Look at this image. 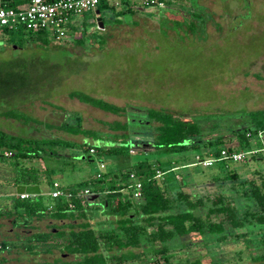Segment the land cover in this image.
<instances>
[{
  "label": "rangeland",
  "instance_id": "obj_1",
  "mask_svg": "<svg viewBox=\"0 0 264 264\" xmlns=\"http://www.w3.org/2000/svg\"><path fill=\"white\" fill-rule=\"evenodd\" d=\"M190 2L170 0L169 6L179 9L170 13L164 11L166 2L157 9L145 6L144 0H135L133 14L124 12L117 17L116 13H101L104 29L97 28L96 9H93L74 17L76 30L69 31L61 42L46 36L47 46L25 35V31L3 37L0 132L28 141H60L59 146L44 148L41 159L47 171L40 176L41 194L49 188L46 182L59 181L64 188H76L83 180H95L99 172H105L107 178L116 174L121 184L128 182L121 179L120 172L142 159L135 150L132 155L107 154L104 150L89 154L90 146L103 148L118 144L122 132L113 133L107 123H131L135 119L137 125L140 120H146L145 111L149 108L163 109L185 119L264 109V0H195L193 5ZM190 21L196 23L194 33L189 32ZM73 91L123 107L125 112L112 115L79 103L69 98ZM11 110L21 112L26 121L6 118L5 112ZM76 116L84 129L93 132L91 136L71 135L46 127L64 121L74 123ZM232 123L237 121L233 119ZM156 126L150 124L148 136V130H142V135H133L136 130H128L127 145L131 148L137 147L132 142L148 145L149 161L166 170L162 176L166 184L182 177L188 184L182 189L185 193H218L234 199L238 207L246 205L241 192L237 193L238 180L220 179L213 183L211 180L230 172L237 173L239 182L257 179L255 169L261 167L263 159L255 161L246 154L247 159L241 162L216 163L208 168L193 166L196 152L188 151L182 156L189 165L170 170L181 164L178 162L181 154L153 149ZM262 137L264 141V134ZM255 142L257 145L252 142L250 148L260 147L259 140ZM248 149L237 150L246 153ZM100 162L105 164V170L99 169ZM259 171L264 175V164ZM102 185H107V181ZM168 193L173 195L175 191L169 189ZM15 196L2 189L0 210L7 209L4 213L7 220L1 231L9 239L6 243L12 258L6 261L0 252V264H80V258L60 252L54 253L55 263L53 257L40 251L31 257L24 248L27 237L23 231H10L19 220L14 212L23 213L22 208L13 210ZM88 202L93 226L100 230L115 227L117 216L110 209L101 208L102 198H88ZM248 238L250 242L245 243V238L228 235L224 241L213 244L191 235L183 239L188 247L172 251L174 256L170 261L180 262L193 253L201 256L203 264H254L252 257L264 253L263 232L254 229ZM185 251L188 254L184 255Z\"/></svg>",
  "mask_w": 264,
  "mask_h": 264
},
{
  "label": "trees",
  "instance_id": "obj_2",
  "mask_svg": "<svg viewBox=\"0 0 264 264\" xmlns=\"http://www.w3.org/2000/svg\"><path fill=\"white\" fill-rule=\"evenodd\" d=\"M5 1L12 7L24 6V3L28 2V0ZM148 1L150 0H144V2ZM157 1L163 4L166 2L165 12L177 13L179 11L169 6L170 0ZM194 2L195 0H192L190 3L193 5ZM117 4H120L119 8L116 7ZM136 6L135 0H119L111 4L101 2L96 11H99V15L116 13V16L120 17L124 12L133 14ZM190 22L189 32L194 33L197 30L196 23ZM76 27L77 24L74 23L67 28V33L75 31ZM24 33L43 45H48V40H46L48 35L44 32L25 31ZM10 34L6 32L5 37ZM69 98L112 115H121L125 112L123 107L81 91L71 92ZM5 117L20 122L26 121L25 116L15 110L5 112ZM145 117V122L157 124L155 140L152 143L153 149L166 154L173 152L181 154L178 158L181 164L173 166L170 170H178L179 167L189 165L184 162V156H182L188 151L196 152L194 158L198 156L202 159L215 160L210 167L216 166V163H237L231 159H221V151H226L229 155L244 154L241 161L247 159L246 154L250 155L252 160L259 161V158L264 160L261 157V152H264L262 137L264 109L238 111L228 115L226 113L196 115L185 119L163 109L149 108L145 111ZM233 119L237 121L236 124L232 123ZM106 126L113 133L122 132L118 138V144L112 143L111 147L103 148L90 146L88 151L94 148L95 154H100V151L104 150L107 154L116 155L125 152L127 155H132L131 153L136 151L142 159L133 162L130 168L120 172L121 179L128 180L125 184L118 182L116 174L107 178L105 172L96 173L95 180L79 182L76 188H64L59 181L46 182L51 190L53 184L57 183L62 192L73 193L75 196L73 195L70 199L48 197V200H51L50 206L54 208L50 210L51 217L57 221H66L68 224L55 234L34 235L33 241L27 242L24 247L29 254L38 253L39 251L34 250L40 244L42 248H45L40 249L41 252L48 253L51 248L57 247L61 254L66 253L80 258V264H203L201 256L193 253H189L185 259H180V262L173 263L170 261L174 256L171 252L188 247L183 239L191 235L200 236L204 238V243L209 241L213 244L224 241L228 235L236 239L245 238V243H249L251 239H247L248 234H251L254 229L262 231L264 236V175H261L259 171L264 161H260L261 167L255 169L259 175L257 179H245L239 182L236 172L225 173L223 178H212V183L220 179L232 180V182L238 180L240 190L237 193L241 192L246 202L245 206L238 207L234 199H228L222 194L185 193L182 189L188 184L183 181L182 177L176 179L173 184H166L162 178L166 170H162L160 166H155L149 161V146L134 142L132 143L137 146L136 148L127 145L129 140L126 132L131 126L130 123L113 122L107 123ZM46 127L71 135L91 136L93 133L81 126L79 116L75 117L74 123L64 121L58 126L47 124ZM256 140H259L258 146L260 147L250 148L252 142L256 143ZM59 144L60 141L57 139L28 141L0 132V198L2 189L8 186L37 185L40 187L41 173L47 171L42 166L41 159L45 154L44 148L46 146L56 147ZM237 149L248 150L243 153ZM256 151L260 154L254 155ZM8 153L10 155H7ZM192 165L200 166L197 162ZM157 173L162 175L157 177ZM106 181L107 185L103 186L102 183ZM136 183L141 186V197L138 199L133 197ZM85 189L96 198H102V209H110L117 216L114 228L100 230L92 225L93 219L90 218V212L87 210L90 207L88 197H76ZM169 189H173L175 193L169 194ZM33 198L21 200L17 197L16 201H13L14 210L22 208L26 217H42L43 206L47 198L41 195ZM69 204L73 207L70 208ZM234 231L241 233L234 234ZM6 244L5 242L0 243L1 250L6 249ZM136 249H141V252L136 253L134 251ZM148 254L152 255L148 256ZM183 254H188V251ZM252 261L254 264L264 263V253L252 257Z\"/></svg>",
  "mask_w": 264,
  "mask_h": 264
},
{
  "label": "built area",
  "instance_id": "obj_3",
  "mask_svg": "<svg viewBox=\"0 0 264 264\" xmlns=\"http://www.w3.org/2000/svg\"><path fill=\"white\" fill-rule=\"evenodd\" d=\"M119 0H28L24 6L12 7L5 0H0V41L5 37V33L14 32H44L54 41L61 42L66 38L67 28L75 23L74 17L80 16L82 13L96 9L101 2L108 4L117 3ZM145 6L161 9L164 4L157 0L144 2ZM96 151L94 148L89 149V154L93 155ZM7 155H10L8 153ZM244 154L233 153L227 154L221 151V159H231L234 162H240ZM195 161L202 167H210L215 160L202 159L195 157ZM105 168L102 162L99 163V169ZM157 173V177L161 176ZM98 177H100L98 175ZM141 186L136 183L133 197L138 199L141 197ZM73 193L62 192L57 183L53 184L49 196L53 199L64 197L70 199ZM92 194L85 189L79 192L76 197H90ZM75 196V195H74ZM21 200L32 197L31 195H18ZM72 208L73 205L69 204ZM0 245V251H1Z\"/></svg>",
  "mask_w": 264,
  "mask_h": 264
},
{
  "label": "crops",
  "instance_id": "obj_4",
  "mask_svg": "<svg viewBox=\"0 0 264 264\" xmlns=\"http://www.w3.org/2000/svg\"><path fill=\"white\" fill-rule=\"evenodd\" d=\"M24 4L26 5L27 1ZM10 120H12V119H10ZM49 125H52V124H49ZM53 126H58V125H53ZM34 139H37V138H34ZM15 188L16 187L8 186L5 189L7 190L8 194H15L16 195L15 198L17 199L18 195L15 192ZM39 189H40L39 195H41L43 198L44 197L47 198L46 199L47 202L45 203L46 208L44 209L42 217H39V216L38 217L37 216L26 217L25 215H22L23 213H21V212L16 213V211L13 209L15 211L14 213L16 214V217L19 218V220H18L19 222L18 221H17L18 223L15 222L16 224H15L14 228L10 229V231L11 232H15L16 230L17 231H23V234L27 237V242L33 241V237L36 234H48V233L55 234L57 231L61 230L63 227H65L68 224V222H66V221H57L51 217L50 210H52V209L54 210V208L52 206H50L51 200H48L49 193L51 191L50 186L47 189V191L43 192L42 194H41V188L40 187H39ZM33 197H36V196L30 197V199H34ZM92 197H95V196L91 195L89 198L91 199ZM6 211H7V209H1L0 210V243H2V242L6 243V241L7 242L9 241L8 238L6 239L4 237L3 232L1 231V229H3L4 221L7 220L4 217V216H7L4 214V213H6ZM18 215H21V216L18 217ZM8 221H11V220L8 219ZM35 246H36V244H35ZM42 247H43L42 245H40V244L38 245V249H45ZM5 250L6 251H0L1 252V258L6 259V261H7V260L12 258L11 254H10L11 250L9 249L8 244H6ZM34 251H37L36 248ZM38 251H40V250H38ZM55 252H59V248L53 247V248H51L50 252H48V253L41 252V253H43V255L51 256V258L53 257L52 263H55L57 261V259L54 256ZM37 254L38 253H36V254L34 253V254H30V255L32 257V256H36ZM8 264H10V263H8Z\"/></svg>",
  "mask_w": 264,
  "mask_h": 264
},
{
  "label": "water",
  "instance_id": "obj_5",
  "mask_svg": "<svg viewBox=\"0 0 264 264\" xmlns=\"http://www.w3.org/2000/svg\"><path fill=\"white\" fill-rule=\"evenodd\" d=\"M95 14L97 15L95 22L97 24V28L98 29H103V22H102V18L99 16V11H95ZM15 192L17 195H21V194H27V195H31V196H37L40 194V189L39 186L34 185H18L15 188Z\"/></svg>",
  "mask_w": 264,
  "mask_h": 264
},
{
  "label": "flooded vegetation",
  "instance_id": "obj_6",
  "mask_svg": "<svg viewBox=\"0 0 264 264\" xmlns=\"http://www.w3.org/2000/svg\"><path fill=\"white\" fill-rule=\"evenodd\" d=\"M134 120L135 119H131V123H130L131 126L129 128L130 131L136 130L133 133V135H141V134H143L141 132L142 130H148V132L146 134L150 133L149 131L151 130V127H150V123L149 122H145V120H140L139 124L136 125Z\"/></svg>",
  "mask_w": 264,
  "mask_h": 264
}]
</instances>
